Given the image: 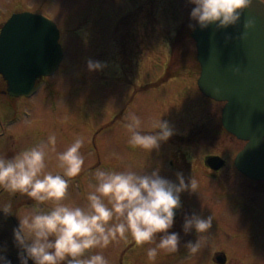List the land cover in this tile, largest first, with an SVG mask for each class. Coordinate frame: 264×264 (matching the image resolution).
<instances>
[{
    "label": "rangeland",
    "instance_id": "obj_1",
    "mask_svg": "<svg viewBox=\"0 0 264 264\" xmlns=\"http://www.w3.org/2000/svg\"><path fill=\"white\" fill-rule=\"evenodd\" d=\"M193 7L189 0H0V25L13 11L39 13L56 22L64 50V59L56 72L43 79L33 98L22 102L24 108L29 109L24 125L33 129L26 134L25 145L35 146L55 133L56 150L62 152L80 135L85 140L80 150L84 157L80 174L91 165L123 171L129 164L136 171L135 160L130 159L138 153L137 148L127 143L129 134L124 127L127 117L136 114L142 121L140 130L153 131L150 120L160 117L152 113L155 111L152 105L167 95L170 84L183 83L176 91L184 98L180 107L195 109L193 113L197 115L193 120L186 119L181 129L167 121L175 132L170 141L177 137V132L186 133L214 114L213 110L220 115L223 102H201L205 99L197 83L200 64L196 42L191 37L193 28L189 27L197 25L190 18ZM89 60L100 61L105 67L101 71H89ZM189 88H194L196 97H189ZM169 103L164 105L167 112L173 109ZM81 108L84 109L82 121L78 117ZM216 133V146L211 152L235 157L245 145V141L232 134L219 129ZM184 148L190 156L200 151L195 147ZM50 156L46 159V171L61 172L55 154ZM95 169L69 181L63 203L81 207L86 204L85 190L89 184H95L92 176ZM220 184L222 187L217 191L227 194L224 199L226 219L222 220L225 229L215 230L216 249L222 248L231 255V264L251 263V254L257 256L256 264H264V256L256 255L257 245L264 248V180L233 174ZM92 186L89 188L94 190ZM239 203L245 208L238 209ZM50 206V202L39 205L44 211ZM175 225L174 222L169 232L179 234L180 249L195 236L194 229L185 234ZM234 235L236 240L232 243L235 245H229L227 236L233 238ZM9 238L8 230L0 221V251L10 243ZM132 241L130 236L127 240L118 238L120 251ZM238 242L241 244L237 245ZM227 245L228 248H224ZM152 246H137V264L143 263L142 254ZM235 248L243 249L242 253L234 251ZM112 251L105 250L106 254ZM194 255H184L178 263L195 264Z\"/></svg>",
    "mask_w": 264,
    "mask_h": 264
},
{
    "label": "clouds",
    "instance_id": "obj_2",
    "mask_svg": "<svg viewBox=\"0 0 264 264\" xmlns=\"http://www.w3.org/2000/svg\"><path fill=\"white\" fill-rule=\"evenodd\" d=\"M253 0H189L194 5L190 18L201 29L215 24L217 29L236 25L241 14ZM195 28V25H189ZM254 27L248 20L245 30ZM242 38V37H241ZM89 71H101L105 65L89 60ZM238 71V70H234ZM124 125L133 149L149 153L167 141L174 130L167 121L152 118L151 132L141 131L142 121L136 114L127 117ZM158 130V131H157ZM84 137L77 135L62 152H57L55 133L46 141L22 150L7 158L0 156V188L9 193H23L36 202L29 211L17 215L18 227L13 229L14 241L20 249L21 264H108L98 252L88 255L91 249H104L118 238L129 236L136 246L154 245L147 249L149 261L154 262L160 251L171 254L179 250L180 236L169 232L173 227L175 210L181 207L180 194L197 192V179L192 175L187 182L182 173H176L178 183L162 178L159 171L145 174L131 167L123 171L95 169L92 173L94 190L86 195V204L72 206L63 203L68 195L69 181L77 177L84 166L81 148ZM55 154L61 172L46 171V159ZM50 202L47 211L39 205ZM5 215L11 214V204L0 207ZM213 225V216L203 218L195 213L185 215L183 231L197 233L195 242L184 247L190 254L197 253L206 243ZM0 259H3L0 257ZM5 264L10 262L5 260Z\"/></svg>",
    "mask_w": 264,
    "mask_h": 264
},
{
    "label": "water",
    "instance_id": "obj_3",
    "mask_svg": "<svg viewBox=\"0 0 264 264\" xmlns=\"http://www.w3.org/2000/svg\"><path fill=\"white\" fill-rule=\"evenodd\" d=\"M248 20L254 27L245 30ZM192 36L200 90L224 103V126L246 141L235 163L247 176L264 180V1L253 0L236 25L201 29L197 24ZM59 39L51 18L29 11L12 14L0 32V73L10 94L32 95L37 78L58 69L64 57Z\"/></svg>",
    "mask_w": 264,
    "mask_h": 264
},
{
    "label": "flooded vegetation",
    "instance_id": "obj_4",
    "mask_svg": "<svg viewBox=\"0 0 264 264\" xmlns=\"http://www.w3.org/2000/svg\"><path fill=\"white\" fill-rule=\"evenodd\" d=\"M13 13L15 12H11V14L5 18V22ZM2 25H0V31ZM44 78H46V76L37 78L35 83L37 88L35 94L40 89L41 82ZM35 94L31 96H15L10 94L8 81L0 73V156L11 158L18 152L32 147L29 143L25 145V136L33 129L24 125V117L27 110L29 109L24 108L23 101L33 98ZM202 94L205 100H201V102L209 103L213 101L204 93ZM172 98H175L177 101L176 103H179L180 105L182 99H184L179 92L167 94L160 100L156 101L155 105H157L158 108L154 110H157L156 114L162 118L163 121H171L176 123L175 126L178 129H181V119H185L183 113L184 110L177 109L176 103L171 102ZM165 102H170L169 106L173 108L171 111L167 112V110L164 108ZM213 111L214 114H210L199 124L192 126L186 133L185 131L177 132V137L172 138L173 141L168 139L167 141L160 142L159 148L152 150L150 153L137 148L136 153H138V155L130 159L135 160L134 166H136V171H142L145 174H151V172L158 170L159 175L162 178L168 179L175 183H178L176 177V173L178 172L183 174L186 182L192 175L197 179L199 184L197 192H188V194L183 192L180 194L181 207L177 210V216L174 217V222L176 224L175 227L179 229V232L183 231L182 226L185 215H191L195 213L202 216L203 218H207L210 215L213 216L212 228L209 230V233L204 234L207 237L206 243L202 245L201 249L195 253V255L188 253L184 247L188 241L195 242L197 240L198 236L194 230L193 233L195 236L193 238H189L187 242L183 243V246L179 249L178 253H159L154 262L149 261L147 259L146 253H143V263L141 264H179L178 259L189 254L194 255L195 264H231V258L229 257L231 255H228L222 248L220 250L216 249V239L218 238L214 237V233L215 230L225 229L222 225V220L226 219V214L224 213V199L227 197V194L224 192L219 193L220 191L217 190L218 187H222L220 183L223 180L231 178L233 174L246 177L249 176L238 169L235 163L236 156L226 157L220 153H214L210 151V149L215 148L216 146V129L226 133L222 126L221 116L218 115V112L215 110ZM174 112H178V114L175 116ZM193 118L194 117H190L189 120H193ZM184 147H195L200 151L198 155L190 156L191 153L185 150ZM95 151L98 153L97 147L95 148ZM97 167L98 165L88 166L87 169L82 172V174H79L77 177L72 179L80 178ZM129 167L133 169V166L128 164V168ZM112 170L118 171L116 168ZM233 171L235 173H233ZM89 186H92V184H89L86 187V195L88 192L93 190L90 189ZM5 204H11L12 213L5 215L3 211H0V221L3 223L4 228L6 227L8 230L10 243L7 245V247H3L4 250L0 251V257L3 258L0 259V264H5V260L10 262V264H21L19 259L20 249L17 247L14 241L13 229L17 228L19 224L17 215L31 210L33 206L36 205V202L29 198L26 194L19 192L9 193L0 188V207H3ZM237 207L238 209L239 207L245 208L240 203L237 205ZM235 237L236 235H234L233 238L232 236L231 238L227 236L226 241H228L229 245L234 244L232 241L236 240ZM110 244H112L113 247L107 248H109L110 251L114 249V251L111 253L106 254L105 250H107V248H96L91 249L87 254L92 255L100 252L108 260V264H137V246L134 241H132L131 245L127 246L123 251H120L119 242H117V240ZM239 244L241 243L238 242L237 245ZM259 244L262 245L260 242ZM224 248H228V245ZM242 250L243 249L235 248L234 251L242 253ZM228 251H231L232 253L233 250ZM263 254L264 248H262V246L258 248L257 245L256 255L262 257L264 256ZM250 256L253 259L251 263L243 262L245 264H256L257 256L254 254H251ZM239 259L242 261L243 258L240 257ZM28 264H34V262L29 260ZM238 264L242 263L239 262Z\"/></svg>",
    "mask_w": 264,
    "mask_h": 264
},
{
    "label": "bare ground",
    "instance_id": "obj_5",
    "mask_svg": "<svg viewBox=\"0 0 264 264\" xmlns=\"http://www.w3.org/2000/svg\"><path fill=\"white\" fill-rule=\"evenodd\" d=\"M193 32V31H192ZM192 32H191V37L194 39V37L192 36ZM181 85H183V83H175V84H170V86H169V91H168V93L167 94H172V93H174V92H176L179 88L181 89L182 88V86ZM186 87V86H185ZM192 87H193V85H192ZM202 92V91H201ZM203 93V92H202ZM188 95H189V97L190 98H194L195 97V93H194V88L192 89V88H189V91H188ZM207 96V95H206ZM208 97H210V96H208ZM213 101L215 100V101H218V100H216V99H213L212 97H210ZM171 102H174V103H176L177 101H176V99L175 98H172L171 99ZM219 102H222V101H219ZM161 106V105H160ZM159 106V107H160ZM176 106H177V109H180V110H182V108L180 107L181 105L179 104V103H176ZM188 106H190V105H188ZM195 106V108H197L198 106L197 105H194ZM223 107H224V104H223ZM223 107H222V109H221V112H220V116H221V121H222V114H223ZM152 108L153 109H156V108H158L157 107V105H152ZM186 108V107H185ZM189 108V107H188ZM193 110H195V109H187V110H184L183 111V113H184V117H185V119L183 118V119H181V122H180V125L182 126V127H184V125L186 124V119H189L190 117H196L197 115H195L194 113H193ZM196 110H198V109H196ZM83 113H84V109H80V111H79V114H78V117H79V120L80 121H82V119H80L82 116H83ZM153 114H156L157 113V110H155V111H153L152 112ZM174 114H175V116L178 114V112H174ZM179 116V115H178ZM177 116V117H178ZM89 121V120H88ZM87 121V122H88ZM222 126H223V128H224V130H225V132L227 133V134H232L231 132H229L227 129H226V127L224 126V124H223V121H222ZM232 135H234V134H232ZM235 136V135H234ZM236 137V136H235ZM237 138V137H236ZM240 140H243L244 141V139H241V138H239ZM245 144H246V141H245ZM245 146V145H244ZM244 146H243V148H244ZM242 148V149H243ZM241 149V150H242ZM241 150H239L238 151V153L241 151ZM237 153V154H238Z\"/></svg>",
    "mask_w": 264,
    "mask_h": 264
}]
</instances>
